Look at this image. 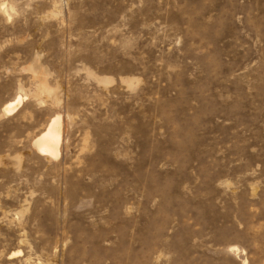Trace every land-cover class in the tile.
Returning <instances> with one entry per match:
<instances>
[{
    "label": "rangeland",
    "instance_id": "rangeland-1",
    "mask_svg": "<svg viewBox=\"0 0 264 264\" xmlns=\"http://www.w3.org/2000/svg\"><path fill=\"white\" fill-rule=\"evenodd\" d=\"M0 264H264V0H0Z\"/></svg>",
    "mask_w": 264,
    "mask_h": 264
},
{
    "label": "bare ground",
    "instance_id": "bare-ground-1",
    "mask_svg": "<svg viewBox=\"0 0 264 264\" xmlns=\"http://www.w3.org/2000/svg\"><path fill=\"white\" fill-rule=\"evenodd\" d=\"M23 97L19 96L14 101L6 104L3 109L4 115L15 113L23 102ZM60 117L52 120L47 129L35 140L37 149L45 155L58 158L62 144V129Z\"/></svg>",
    "mask_w": 264,
    "mask_h": 264
}]
</instances>
